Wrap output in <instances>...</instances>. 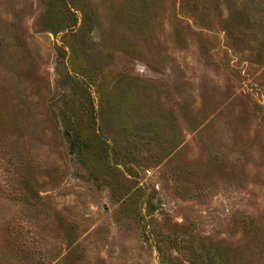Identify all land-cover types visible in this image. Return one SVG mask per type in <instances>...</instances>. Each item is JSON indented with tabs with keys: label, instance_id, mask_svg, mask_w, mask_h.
Returning <instances> with one entry per match:
<instances>
[{
	"label": "rangeland",
	"instance_id": "obj_1",
	"mask_svg": "<svg viewBox=\"0 0 264 264\" xmlns=\"http://www.w3.org/2000/svg\"><path fill=\"white\" fill-rule=\"evenodd\" d=\"M163 258L264 264V0H0V264Z\"/></svg>",
	"mask_w": 264,
	"mask_h": 264
},
{
	"label": "trees",
	"instance_id": "obj_2",
	"mask_svg": "<svg viewBox=\"0 0 264 264\" xmlns=\"http://www.w3.org/2000/svg\"><path fill=\"white\" fill-rule=\"evenodd\" d=\"M48 7L50 10L56 9L53 3H50ZM94 123L95 120H92V117L90 116L89 119L85 121L81 126L77 125L75 122L71 123L69 121L65 124L67 132L71 135L73 139V148L75 154L77 155L80 161H82L85 157H98L97 153L93 152V147L99 148L100 150L103 149V151L105 150V148L103 147H107L106 142L103 141V139H101L100 135L97 133ZM103 166H98L96 169H94L92 166V169H94V173H96L97 171L100 174L102 170L101 168ZM158 251L161 253L159 247ZM162 263H166L164 258L162 260Z\"/></svg>",
	"mask_w": 264,
	"mask_h": 264
}]
</instances>
